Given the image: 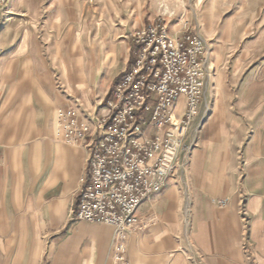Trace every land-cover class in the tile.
<instances>
[{
  "label": "crops",
  "instance_id": "crops-1",
  "mask_svg": "<svg viewBox=\"0 0 264 264\" xmlns=\"http://www.w3.org/2000/svg\"><path fill=\"white\" fill-rule=\"evenodd\" d=\"M110 3L44 0L0 17V264H114L115 228L73 217L89 150L58 132L59 109L91 128L109 117L132 35L152 23ZM239 32L227 48L241 55L224 57L198 31L213 74L179 169L123 236L129 264H264V25ZM184 110L181 97L177 119Z\"/></svg>",
  "mask_w": 264,
  "mask_h": 264
},
{
  "label": "built area",
  "instance_id": "built-area-1",
  "mask_svg": "<svg viewBox=\"0 0 264 264\" xmlns=\"http://www.w3.org/2000/svg\"><path fill=\"white\" fill-rule=\"evenodd\" d=\"M6 1L0 0V8ZM132 40L135 58L106 102L109 117L91 128L75 110L58 111L60 139L82 142L90 153L89 179L74 220L115 228L120 241L114 247V264H129L123 236L138 228L140 205L162 191L179 169L213 74L208 42L187 24L171 34L158 20L134 32ZM181 97L185 110L177 119Z\"/></svg>",
  "mask_w": 264,
  "mask_h": 264
},
{
  "label": "rangeland",
  "instance_id": "rangeland-1",
  "mask_svg": "<svg viewBox=\"0 0 264 264\" xmlns=\"http://www.w3.org/2000/svg\"><path fill=\"white\" fill-rule=\"evenodd\" d=\"M42 1L7 0L0 8V17L10 11L9 17L17 20L20 11L34 10ZM109 2L125 17L140 12L145 22L163 20L172 34L185 24L193 31L201 30L213 39V50L217 47L224 57L242 53L241 49L227 48L230 37L243 35L239 31L244 28L264 25V0H90V5L101 12Z\"/></svg>",
  "mask_w": 264,
  "mask_h": 264
}]
</instances>
